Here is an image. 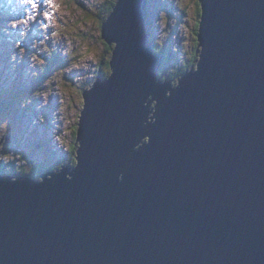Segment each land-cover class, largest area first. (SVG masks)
<instances>
[{
	"label": "water",
	"instance_id": "water-1",
	"mask_svg": "<svg viewBox=\"0 0 264 264\" xmlns=\"http://www.w3.org/2000/svg\"><path fill=\"white\" fill-rule=\"evenodd\" d=\"M147 1L102 23L111 74L82 92L74 169L0 174V264H264V0H197L176 86Z\"/></svg>",
	"mask_w": 264,
	"mask_h": 264
},
{
	"label": "rangeland",
	"instance_id": "rangeland-1",
	"mask_svg": "<svg viewBox=\"0 0 264 264\" xmlns=\"http://www.w3.org/2000/svg\"><path fill=\"white\" fill-rule=\"evenodd\" d=\"M111 1L114 0H0V75L3 76L2 69H6L4 77L7 79L12 80L17 73L22 80L25 76L21 86L12 87L13 95L7 99L12 103V109L5 104L0 105V109L4 113L12 112L11 121L17 126L25 114L30 117L29 104L31 109L34 105L41 106L43 110L35 118L45 119L38 123L45 125L47 130L40 129L32 121L26 122V117L22 122H26L30 133L38 131L50 148L47 156L42 150H36V143L25 148L24 141L20 140L16 148L12 139L3 147L1 142L5 143L7 134L0 128V162L4 164V175L15 180L29 174L41 181L39 175L45 174L50 167L59 171L62 166L73 164L68 158L72 142L75 146V132L83 107L82 92L90 89L97 76L103 79L101 74L107 72L105 64L113 49V45L101 39L100 33L102 23L108 19ZM148 2L151 17L147 30L154 54L160 55V49L167 46L166 52L172 53L169 69L186 72L194 69L198 62V53L195 56L198 49L197 0ZM27 29L29 31L25 33ZM162 76L163 81L171 80L173 86L181 77L171 79L169 72ZM54 111L58 125L52 117ZM49 113L50 116L45 118L44 115ZM51 127L56 134L54 137L48 135ZM46 133L51 145L46 141ZM53 138L56 142L59 140L57 145ZM19 155L24 161L18 158ZM17 172L23 174L15 176Z\"/></svg>",
	"mask_w": 264,
	"mask_h": 264
},
{
	"label": "flooded vegetation",
	"instance_id": "flooded-vegetation-1",
	"mask_svg": "<svg viewBox=\"0 0 264 264\" xmlns=\"http://www.w3.org/2000/svg\"><path fill=\"white\" fill-rule=\"evenodd\" d=\"M16 127L17 126L15 124H13L11 120H8V119L0 120V128H3L4 131L7 134V136L5 137V140H4L5 143L1 142L3 144V147L8 146V144L11 143V139H12V143H14V147L17 148L19 146L18 141L21 140V141H24L25 148L30 147L32 143H36L37 144V146H35L36 150H42L47 156L49 155L50 148L48 149V146H46L44 144V142L42 141L43 138L39 135L38 131H36L37 132L36 134H33V133L31 134L29 131L27 133H25L24 132V128L22 126H18L17 128ZM45 128L47 130L46 126H45ZM46 136H47V140L46 141L48 142L49 140H48L47 133H46ZM49 143H50V141H49ZM39 145H41L42 147L40 148ZM50 145H51V143H50ZM72 147H73V142H72ZM1 154H3V153H1ZM22 156H23V154H22ZM18 158L20 160L24 161L23 159H21V156H18ZM52 159H56V157L54 156V157H52ZM70 162H72V160L69 161V163ZM3 165H4L3 162H0V170H1L0 173L2 172L1 175L6 176V175H4L3 170L1 169L3 167ZM72 165H69L67 167L73 168ZM54 168L55 167H50L49 170L45 171V173H50V172L56 171L57 169H54ZM17 174L18 175H15V176H20L23 173L17 172ZM25 175H27L28 178L33 179V177H31V175H29V174H25Z\"/></svg>",
	"mask_w": 264,
	"mask_h": 264
},
{
	"label": "trees",
	"instance_id": "trees-1",
	"mask_svg": "<svg viewBox=\"0 0 264 264\" xmlns=\"http://www.w3.org/2000/svg\"><path fill=\"white\" fill-rule=\"evenodd\" d=\"M112 3L110 4V7H109V9H108V13H109V15H108V17L111 15V13H112V11H113V9H114V7H115V5H116V2H117V0H114V1H111ZM148 1H147V5H148ZM106 8V7H105ZM104 8V9H105ZM106 12H107V10H106ZM150 17H151V15H150V13L148 12L147 13V22H146V30L148 29L147 27H148V21H149V19H150ZM198 18H199V12H198ZM105 22V21H104ZM198 23V22H197ZM196 29H197V26H196ZM148 31V30H147ZM100 33H101V31H100ZM102 38V37H101ZM103 40V39H102ZM104 41V40H103ZM105 42V41H104ZM106 43V42H105ZM107 44V43H106ZM111 45H113V49L111 48V51L113 52V50H114V48H115V45L114 44H111ZM154 48H156L155 47V45H154ZM166 49H167V46H163L160 50L161 51H159V53L161 54V55H163L164 56V61H165V63H164V66H163V68L161 67V69H160V71H159V79H161L162 81H163V76H162V74L164 73V72H169V76L171 77V79H177L179 76H182L183 74H184V72H186V71H184L183 69H178V68H175L174 70H172L171 68L169 69V67H170V64H171V56H172V53H167L166 52ZM112 52L110 53L111 54V56H112ZM110 57V56H109ZM110 60H111V57H110ZM110 60H109V62H110ZM109 62L107 63V64H105V66H106V68H107V72H103V74H101V78H103V79H101V81H104V80H106V79H108V77L110 76V74H111V70H110V65H109ZM196 67V66H195ZM195 69V68H194ZM110 72V73H109ZM109 74V76H107ZM100 78V77H99ZM165 81V80H164ZM85 92V91H84ZM17 99V98H16ZM7 101V102H6ZM2 104H5V105H7V106H10L12 103H8V100H5L4 98H3V100H1L0 99V105H2ZM152 107H153V105H152ZM75 138V137H74ZM73 144H74V142H73ZM76 150H77V146L75 145V146H73V147H71V155L69 156V158H68V160L69 161H71L72 160V162H73V165H74V167L76 166V164H77V162H76ZM2 169V168H1ZM1 171V170H0ZM2 173V172H1Z\"/></svg>",
	"mask_w": 264,
	"mask_h": 264
},
{
	"label": "clouds",
	"instance_id": "clouds-1",
	"mask_svg": "<svg viewBox=\"0 0 264 264\" xmlns=\"http://www.w3.org/2000/svg\"><path fill=\"white\" fill-rule=\"evenodd\" d=\"M148 11V10H147ZM150 34V33H149ZM157 55V54H156ZM159 55V54H158ZM4 70V71H3ZM2 72H3V76H4V72H7L6 71V69H2ZM18 74V73H17ZM162 81V80H161ZM4 85V86H3ZM15 85H19V86H21V82H15V83H13L12 84V80H8V81H5V82H3L2 81V83L0 82V99L1 100H3V98L5 99V100H7L8 98H11L12 97V87L13 86H15ZM14 101V100H13ZM48 101H49V98H48ZM7 102V101H6ZM8 103H9V100H8ZM11 103V102H10ZM19 103V102H18ZM31 104H29L28 105V109H29V111H30V117H28L26 114H25V116L23 117V119H20L19 120V122H18V125H17V127L18 126H22L23 128H24V132L25 133H27L28 132V129H27V127H25L24 125H27L26 124V122L27 121H32L33 123L34 122H36V126H40L41 124L40 123H38V121L40 120L41 121V123L45 120H42V119H38L37 118V121L35 120L36 118H35V115H37L38 113H40V112H42V110H43V108L41 107V106H39L38 108L34 105V107H33V109H31L29 106H30ZM7 106V105H6ZM46 106H47V104H46ZM8 107H10L11 109H12V104L10 105V106H8ZM19 108V107H18ZM21 108V107H20ZM18 110H20V109H18ZM51 112H53V109L51 110ZM50 114L51 113H49L48 114V116H46V115H44L45 116V118H48L49 116H50ZM25 117H27V121L26 122H22L24 119H25ZM52 117L54 118V120L56 121V124L58 125V124H60L59 122H58V120H56V114H55V111H54V113L52 114ZM4 119H8V120H12V112H8V113H4L3 111H2V109H0V120H4ZM52 119V118H51ZM55 124V126H57ZM29 127V126H28ZM58 127V126H57ZM56 127V128H57ZM33 128V127H32ZM31 128V129H32ZM30 129V130H31ZM32 131V130H31ZM34 132H36V131H34ZM30 134V133H29ZM32 134V133H31ZM54 139V138H53ZM58 142H59V140H58ZM58 142H56L55 141V139H54V144L55 145H57V143ZM75 145H76V143H75ZM77 146V145H76ZM76 155V154H75ZM20 156V155H19ZM56 157V156H55ZM63 167V166H62ZM61 167V168H62ZM68 169H69V171H71V170H73L74 169V166H73V168H69V167H67ZM55 172V171H54ZM51 173V172H50ZM1 174V173H0ZM46 174H48V173H45V174H43V175H46ZM3 176V175H2ZM4 177H9V176H4ZM22 178H28V177H22ZM31 179V178H30ZM12 180H14V179H12ZM16 180V179H15ZM33 180H35V179H33Z\"/></svg>",
	"mask_w": 264,
	"mask_h": 264
},
{
	"label": "bare ground",
	"instance_id": "bare-ground-1",
	"mask_svg": "<svg viewBox=\"0 0 264 264\" xmlns=\"http://www.w3.org/2000/svg\"><path fill=\"white\" fill-rule=\"evenodd\" d=\"M165 63V62H164ZM164 65V64H163ZM163 65H162V67H163ZM196 65H197V63H196ZM171 81V80H170Z\"/></svg>",
	"mask_w": 264,
	"mask_h": 264
}]
</instances>
